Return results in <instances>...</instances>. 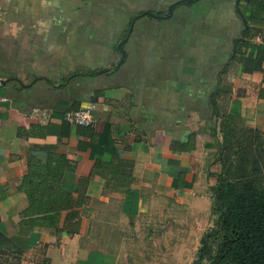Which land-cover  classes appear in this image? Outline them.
Listing matches in <instances>:
<instances>
[{
  "label": "crops",
  "instance_id": "crops-1",
  "mask_svg": "<svg viewBox=\"0 0 264 264\" xmlns=\"http://www.w3.org/2000/svg\"><path fill=\"white\" fill-rule=\"evenodd\" d=\"M239 5L244 0H0V229L25 247L22 264H116L121 243L167 195L180 203L174 210L210 208L221 139L210 93L220 89V112L264 136V74L232 58L244 27ZM250 40L264 43V29ZM77 68L97 72L69 76ZM88 102L94 136L72 124L63 133L62 113ZM36 125L46 126L44 135ZM190 133L194 148L181 150L175 143ZM57 148L74 166L66 176L73 193H86L79 231L22 229L27 199L17 186L29 156L44 160ZM107 160L125 163L116 174L127 183L108 182Z\"/></svg>",
  "mask_w": 264,
  "mask_h": 264
},
{
  "label": "trees",
  "instance_id": "trees-1",
  "mask_svg": "<svg viewBox=\"0 0 264 264\" xmlns=\"http://www.w3.org/2000/svg\"><path fill=\"white\" fill-rule=\"evenodd\" d=\"M239 9L242 16L237 6L244 27L241 36L233 40L232 58L242 63L243 70H259L264 74V43L256 44L250 40L264 29V0H244V7L239 5ZM117 66L113 65L112 69ZM96 72L77 68L70 71L69 76ZM219 91L210 93L212 114L218 118L221 133L214 158L219 170L209 173L215 178V183L210 186V211L216 215V221L201 234L196 258L191 264H202L204 260L206 264H264V136L256 128L237 126L232 114L220 112L216 104ZM259 94L264 97V87L260 88ZM61 125L62 132L66 133L64 130L71 124L63 120ZM75 127L77 133L94 136L91 126L78 124ZM36 128L42 131L41 135L47 130L45 125H36ZM186 140L175 144L184 151L193 149V134L190 133ZM171 147L175 149L174 143ZM32 156H29L26 172L17 186L27 199L26 206L19 211V227H50L68 234L77 233L81 224L79 206L85 201L86 193L77 187L74 194L73 184L66 179L74 166L60 148L47 151L44 160ZM102 167L109 170L108 182H128L124 175L116 174L118 171L125 173L122 161L107 160ZM125 197L128 198V194ZM7 240L17 247L14 251L20 261L25 247L16 244L0 229V245ZM1 259L8 263L4 256Z\"/></svg>",
  "mask_w": 264,
  "mask_h": 264
},
{
  "label": "rangeland",
  "instance_id": "rangeland-1",
  "mask_svg": "<svg viewBox=\"0 0 264 264\" xmlns=\"http://www.w3.org/2000/svg\"><path fill=\"white\" fill-rule=\"evenodd\" d=\"M175 202L167 195L159 206L152 205L143 220L144 226L134 230L124 245L121 243L123 249L116 264H191L195 260L201 234L214 226L216 215L210 208L197 213L174 210L172 207L180 204ZM16 248L11 240L4 241L0 245V264H6L2 256L8 259L7 264H22V254L18 261Z\"/></svg>",
  "mask_w": 264,
  "mask_h": 264
},
{
  "label": "built area",
  "instance_id": "built-area-1",
  "mask_svg": "<svg viewBox=\"0 0 264 264\" xmlns=\"http://www.w3.org/2000/svg\"><path fill=\"white\" fill-rule=\"evenodd\" d=\"M94 103L88 102L83 106H79L75 109L65 110L63 113V119L72 125H88L94 126L96 122V117L93 113ZM38 116L44 120H48L51 113L45 109L37 107L33 109Z\"/></svg>",
  "mask_w": 264,
  "mask_h": 264
},
{
  "label": "water",
  "instance_id": "water-1",
  "mask_svg": "<svg viewBox=\"0 0 264 264\" xmlns=\"http://www.w3.org/2000/svg\"><path fill=\"white\" fill-rule=\"evenodd\" d=\"M175 3H176V2L170 4L169 7H168V9H167V11H166V13L163 14L162 16H160V17H165V16H168L169 14H171V12H172V6H173ZM238 13L242 16V13H241V11H240L239 9H238ZM121 56H122V57L124 56V51H123V49H122V55H121ZM5 81H6V79L0 78V83H4Z\"/></svg>",
  "mask_w": 264,
  "mask_h": 264
}]
</instances>
